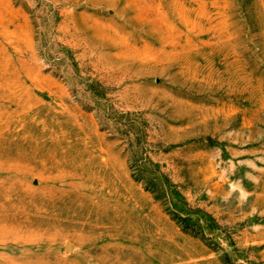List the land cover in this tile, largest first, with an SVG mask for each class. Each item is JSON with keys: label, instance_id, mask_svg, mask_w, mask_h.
Listing matches in <instances>:
<instances>
[{"label": "rangeland", "instance_id": "374dc122", "mask_svg": "<svg viewBox=\"0 0 264 264\" xmlns=\"http://www.w3.org/2000/svg\"><path fill=\"white\" fill-rule=\"evenodd\" d=\"M0 264H264V0H0Z\"/></svg>", "mask_w": 264, "mask_h": 264}]
</instances>
